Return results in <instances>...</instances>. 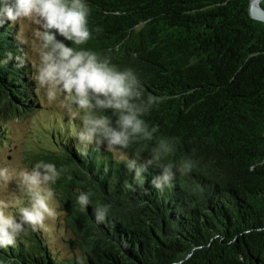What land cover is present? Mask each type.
<instances>
[{"label": "trees", "instance_id": "trees-1", "mask_svg": "<svg viewBox=\"0 0 264 264\" xmlns=\"http://www.w3.org/2000/svg\"><path fill=\"white\" fill-rule=\"evenodd\" d=\"M249 1L86 0L89 26L102 32L80 47L131 67L145 95L162 98L144 119L175 143L168 159L199 164L163 192L141 187L103 148L82 156L73 135L80 121L62 118L48 133L55 151L42 156L67 169L52 185L63 213L57 244L29 229L0 249V264H264V24L249 17ZM16 32L0 27V60L23 47ZM29 69L0 66L6 113L38 110ZM3 118L0 147L13 134ZM80 191L93 193L85 211ZM98 203L112 205L103 224Z\"/></svg>", "mask_w": 264, "mask_h": 264}, {"label": "clouds", "instance_id": "clouds-1", "mask_svg": "<svg viewBox=\"0 0 264 264\" xmlns=\"http://www.w3.org/2000/svg\"><path fill=\"white\" fill-rule=\"evenodd\" d=\"M90 11L86 0H0V27L25 22L32 29L31 37L16 36L18 44L26 48L18 47L15 56L11 51L4 53L0 66L13 60L17 67L30 63L36 92L47 104L64 109L71 120L80 121L73 135L82 156H87L92 146L96 151L103 148L124 164L135 184L143 187L150 183L163 192L173 186L177 174L188 176L199 161L192 156L178 162L168 159L176 151L175 143L157 136L158 126L144 119L162 98L146 96L131 67L121 69L110 55L80 47L92 38L93 31L102 32L99 26L90 28ZM133 144L138 147L130 153ZM152 168L158 172L148 181ZM66 171L63 165L58 169L43 160L19 169L0 166V184L15 185L11 198L0 199V249L14 247L29 229L53 231L46 222L55 221L62 213L52 185ZM128 187L135 191L132 184ZM147 191L145 188V194ZM92 196L91 191L76 196L81 211L87 209ZM111 207L96 205L97 224L108 220Z\"/></svg>", "mask_w": 264, "mask_h": 264}, {"label": "rangeland", "instance_id": "rangeland-1", "mask_svg": "<svg viewBox=\"0 0 264 264\" xmlns=\"http://www.w3.org/2000/svg\"><path fill=\"white\" fill-rule=\"evenodd\" d=\"M15 26L17 30L16 36L24 34L31 37L32 29L30 25L25 22H19ZM23 47L26 48V46ZM29 68V75L31 76L32 69L30 63ZM32 92L39 105L38 110L33 114L18 115L17 113H6L0 105V117H5L3 121L7 122V128L13 131L11 140L3 147H0V166L11 165L19 169L21 167H31L35 162L42 160V156L48 153V150L55 151V147L48 136L51 129L57 128L55 122L60 123L62 118L70 120L64 109L57 105L46 103L42 94L36 92L35 84ZM17 117L19 119L16 122L14 119ZM14 190V183H10L9 185L0 184V199L11 198ZM62 214L55 221L46 222L53 228L51 233H44L42 231L55 244H57L55 233H57L58 225H61L60 218Z\"/></svg>", "mask_w": 264, "mask_h": 264}, {"label": "water", "instance_id": "water-1", "mask_svg": "<svg viewBox=\"0 0 264 264\" xmlns=\"http://www.w3.org/2000/svg\"><path fill=\"white\" fill-rule=\"evenodd\" d=\"M262 2H264V0H250L248 14L252 20L264 24V9L261 6Z\"/></svg>", "mask_w": 264, "mask_h": 264}]
</instances>
